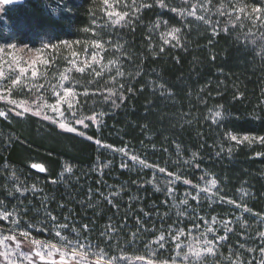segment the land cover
Returning a JSON list of instances; mask_svg holds the SVG:
<instances>
[{"label":"trees","instance_id":"1","mask_svg":"<svg viewBox=\"0 0 264 264\" xmlns=\"http://www.w3.org/2000/svg\"><path fill=\"white\" fill-rule=\"evenodd\" d=\"M176 2L129 0V17L96 28L114 49L113 80L87 73L75 80L88 87L77 111L100 118L90 136L145 166L123 165L124 156L35 118L0 117L1 204L33 224L63 221L109 250L138 247L151 229L166 231L209 212L242 218L226 252L245 259L264 241V32L238 15L199 19ZM11 8L0 35L21 44L75 41L99 19L91 0H65L53 10L41 0ZM161 174L181 179V188L182 181L211 177L224 200L174 202Z\"/></svg>","mask_w":264,"mask_h":264},{"label":"rangeland","instance_id":"2","mask_svg":"<svg viewBox=\"0 0 264 264\" xmlns=\"http://www.w3.org/2000/svg\"><path fill=\"white\" fill-rule=\"evenodd\" d=\"M27 1L29 0H12L11 3L0 5V29L4 32L7 29L6 12H9L13 5L24 4ZM41 1L46 2L47 7L53 10L61 6L65 0ZM128 1L91 0L99 14V19H91L92 22L87 25L88 31L75 41L51 42L52 40L41 39L39 42L21 44L14 39L8 41L6 34H2L3 37L0 35V111L5 113L0 117L3 119L35 118L42 125L68 132L58 126L63 120L76 129L68 133L91 140L100 148L124 156L126 162L123 161L125 162L122 163L123 165H128L129 161H132L145 166V163L141 164L139 160L133 161L130 153H124L122 149L111 148L93 139L90 131L98 125L100 118L97 114L82 115L83 113L76 108L79 96L84 94L81 90L88 89L86 86L76 84L77 74L87 73L93 79L105 76L110 81L113 80L114 49L109 46L108 41L101 39V36L96 33V28H104L103 23L106 26L121 23L129 17L131 4H128ZM139 1L144 5L155 0ZM176 1L183 3V7L197 15L199 19H204L205 16L220 19L238 15L239 18L243 17L258 34L264 32V0ZM177 2L176 5H180ZM66 90L67 96H65ZM58 100L61 101L59 109L63 112L62 117L52 110V106L56 105ZM69 104L72 105L71 109ZM18 105L21 106L18 107ZM24 105L31 107L33 111L39 108L42 115L35 116L32 112L17 115L18 112H23ZM43 115H48L52 119L45 120ZM53 119L56 123L52 122ZM78 120L83 123H77ZM65 166L67 165H64V170ZM167 178L169 177L162 175L159 182L162 187L167 188L168 192L170 188L172 189L169 195L174 202L189 205L190 200H196L197 203H202L204 197H207L211 204L224 200L218 195L216 185L210 186L213 180L211 177L200 179L196 185L182 181L186 188L178 186L181 179ZM208 188L210 190L205 191ZM185 200L187 204L183 203ZM239 210L245 212L243 208ZM0 213L10 214L7 219L0 218V241H3L0 243V264H264V241L254 243L252 249L248 251L250 257L247 256L245 259L242 255L236 256L225 251L223 245L229 235L234 232V221L242 220L241 216L235 213L209 212L210 216L199 215L196 219H185L187 220H184L185 222L170 224L166 231L155 232V229H151L153 233L149 235L147 241L140 243L138 247L125 246L121 250L98 247L63 221L50 218L39 224H33L15 208L1 203ZM13 219L17 221L18 226L12 223ZM24 231H27V236L22 234ZM57 231L60 232V236L56 235ZM61 236L73 241L76 247L65 248ZM260 237L264 238V230L261 231ZM35 241L51 245L52 255L45 254V259L40 260V257L35 254L37 248ZM177 245L180 247L177 248ZM209 248H211L210 252ZM61 251L66 252L63 259L60 255ZM22 252L27 255H21Z\"/></svg>","mask_w":264,"mask_h":264},{"label":"snow or ice","instance_id":"3","mask_svg":"<svg viewBox=\"0 0 264 264\" xmlns=\"http://www.w3.org/2000/svg\"><path fill=\"white\" fill-rule=\"evenodd\" d=\"M11 2H12V0H0V5L8 4V3H11ZM161 6H163V5H161ZM178 31H179L178 29H172V32H178ZM10 47H15V45H10ZM67 95H68V92L66 90L65 91V96H67ZM60 102L61 101L58 100L57 104L52 106V110H53V112L57 113L59 116L62 117L63 116V112H61L60 109H59ZM11 103H16V102L15 101H11ZM19 106H21V105H18V107ZM71 107H72V105L69 104V109H71ZM28 112H32V114L35 115V116H41L42 115V111L39 108L37 110L33 111V109L31 107L26 106V105L23 106V112H18L17 115H23V113H28ZM4 115H5V113L3 111H0V116H4ZM214 115H215V117H220L221 113L219 111H217ZM43 119L49 120V119H52V118L50 116H48V115H43ZM52 122L56 123V120L53 119ZM93 122H95V120ZM77 123H83V121L78 120ZM58 126L61 129H65L68 132H74L76 130L75 128L69 126L67 123L63 122V120L59 123ZM85 127H87V125H85ZM231 139L232 140H237V137L235 135H232ZM243 140H250V138L248 136H244ZM238 142H242V141H238ZM261 142L264 143V138L261 139ZM97 143H99V141H97ZM121 151H123V150H121ZM131 159L133 161H135L137 158L135 156H133V157H131ZM139 162L141 164H144V161H142V160L139 161ZM32 167L33 168H37L40 171H44V169L40 165L33 164ZM65 171L71 172L72 169L70 167H68V166H65ZM160 171L163 172L164 169H160ZM185 183L187 184L188 181H185ZM215 185H216V181L213 179L210 182V186L214 187ZM209 190H210V188L205 189V191H209ZM17 191H20V190L17 189ZM171 191H172V189L170 188L169 192L171 193ZM183 203L187 204L188 202H187V200H185V201H183ZM8 215H10V214L0 213V218L7 219ZM53 219H55V218H53ZM12 223L14 225L18 226L17 221L15 219H13ZM22 234L24 236L28 235L27 231H24ZM56 235L60 236V232L57 231ZM60 238H61V241L63 242V245H64L65 248H75L76 247V244L73 241L67 240L65 237H62V236ZM221 239H223V238H221ZM0 243H3V241H0ZM35 243L37 245L35 254L40 257V260L43 261L45 259V254L48 255V256L52 255V246L51 245H46V244L42 243L41 241H35ZM206 243H210V242L206 241ZM80 246L83 247V245H80ZM161 247H163V245H161ZM179 247H180V245H177V248H179ZM17 248H19V245H17ZM46 249H47V251L45 252ZM208 251L210 252L211 248H209ZM21 255H25L26 256L27 254L22 252ZM60 255H61V258L63 259V257L66 255V252L61 251ZM197 255H199V253H197ZM185 259H187V256H185Z\"/></svg>","mask_w":264,"mask_h":264}]
</instances>
